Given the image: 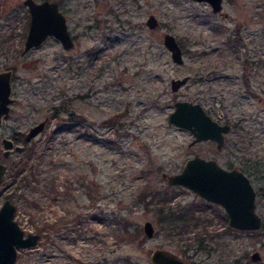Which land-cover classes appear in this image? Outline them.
Returning a JSON list of instances; mask_svg holds the SVG:
<instances>
[{
    "label": "rangeland",
    "instance_id": "rangeland-1",
    "mask_svg": "<svg viewBox=\"0 0 264 264\" xmlns=\"http://www.w3.org/2000/svg\"><path fill=\"white\" fill-rule=\"evenodd\" d=\"M56 1L73 44L63 47L50 34L22 52L27 6L0 0V68L12 69L15 96L6 132L14 137L49 115L23 153L3 158L0 202L10 194L20 227L39 233L35 244L18 247L14 264H153L155 246L192 264H264V224L236 228L219 203L168 185L162 174L179 170L194 152L237 166L255 187L264 222V0H222L219 10L205 0ZM149 12L158 19L153 27L145 22ZM165 31L181 45L179 63L163 43ZM185 73L190 78L172 90L170 78ZM63 98L67 108L54 114ZM178 98L200 101L231 125L220 148L211 138L190 144L192 132L168 122ZM69 111L76 120L59 127ZM23 154L34 173L45 159L37 174L52 179L53 191L41 179L32 180L36 199L25 194L12 167ZM187 204L197 207L196 224L171 227L161 219L159 208ZM117 209L130 235L108 222ZM253 249L259 260L250 258Z\"/></svg>",
    "mask_w": 264,
    "mask_h": 264
},
{
    "label": "water",
    "instance_id": "water-1",
    "mask_svg": "<svg viewBox=\"0 0 264 264\" xmlns=\"http://www.w3.org/2000/svg\"><path fill=\"white\" fill-rule=\"evenodd\" d=\"M29 11V21L26 31L23 51L40 43L47 35H54L63 47H70L73 36L70 33L66 16L56 0H22ZM212 10H219L222 0H205ZM149 27L157 25L158 19L149 12L145 19ZM163 43L170 51L174 62L183 60L181 45L172 32L165 31ZM11 69L0 70V116L9 114L14 96L11 94ZM190 78L189 73L170 78V88L176 90ZM48 115L30 125L24 132L23 138L28 141L44 128ZM168 122L189 129L193 138L190 144L207 138L216 141L220 148L224 142V134L230 128L226 121L213 117L200 101L188 98L174 100L173 109L167 116ZM5 154L12 150L21 151L23 141L15 142L11 136L2 138ZM4 164L0 161V179L3 175ZM166 183L184 185L205 199L219 203L228 215V222L236 228L256 229L262 224V215L256 209V190L249 175L237 166H225L213 156H204L197 152L186 157L181 168L174 172L162 173ZM15 203L10 197L0 202V264H14L18 247L33 245L37 242L39 233L24 232L14 217ZM146 235H152L154 225L150 219L143 221ZM251 259L259 260L261 252L258 249L250 251ZM153 264H192L172 249L165 246H155L150 252Z\"/></svg>",
    "mask_w": 264,
    "mask_h": 264
},
{
    "label": "trees",
    "instance_id": "trees-1",
    "mask_svg": "<svg viewBox=\"0 0 264 264\" xmlns=\"http://www.w3.org/2000/svg\"><path fill=\"white\" fill-rule=\"evenodd\" d=\"M67 104H68V100L67 99H60V101L57 104L52 105L51 109L52 112L54 114H57L59 112V110L61 109H65L67 108ZM66 120H76V115L74 113H68L67 116L65 117V120H62L63 122L59 124V127L62 126H67L68 125V121L66 123ZM109 118H106V122H108ZM106 124V123H105ZM22 133L14 136V138L19 139L21 138ZM25 150V149H24ZM23 153V151H22ZM22 160H19L18 162L14 163L12 167H14V175L16 177L19 178V182L22 183V186L25 188V194L29 195L30 198L32 199H36V196L34 195V191H32L33 188V182L34 184L38 181H40L41 179H44L45 182V187L49 188L51 191H53L54 187H53V181L51 178L48 177H43L41 178L40 174L42 173L40 171L39 174H37L38 171V166H42V164L45 163V159L43 160V162H39L38 166H34L35 173L32 170V166L30 163V166H28V163L25 164V159L27 160V156L26 155H22ZM48 160L50 161V163L52 161L55 162V160L53 159L52 156H50L48 158ZM44 168V167H43ZM47 169L44 168V175H46L47 173ZM33 180V182H32ZM37 186V185H36ZM150 194V193H149ZM146 196V194L142 195V198L144 199V197ZM7 197H11L10 194L7 195ZM166 197L165 195L162 196H158L157 197V202H161V200H164ZM146 204L149 202H153L152 200H145ZM156 202V201H155ZM199 206V205H197ZM202 206V205H201ZM197 207L194 206V204H187L186 206H183L181 208H168L166 210V212H164L163 207L159 208V214L161 215V219H165L167 221V223L170 224L171 227L176 226V225H184L187 226L189 223V220H193L192 223L196 224L197 220H198V216L195 214V209ZM169 220V221H168ZM109 223H114V225L116 226L115 229L117 230V232H120V234L123 235H130L131 232L129 231V220L128 217L123 214L121 212L120 209L114 210L112 212V219L108 221ZM264 224V222H262L261 226ZM200 242L201 239L198 240V246L200 247ZM197 246V247H198Z\"/></svg>",
    "mask_w": 264,
    "mask_h": 264
},
{
    "label": "flooded vegetation",
    "instance_id": "flooded-vegetation-1",
    "mask_svg": "<svg viewBox=\"0 0 264 264\" xmlns=\"http://www.w3.org/2000/svg\"><path fill=\"white\" fill-rule=\"evenodd\" d=\"M24 41H25V38H24ZM23 44H24V42H23ZM22 52H24L23 51V49H22ZM4 69H11V68H0V70H4ZM12 70V69H11ZM12 72H11V87H12ZM11 92H12V89H11ZM12 94V93H11ZM12 96H14V95H12ZM14 98H15V96H14ZM15 100V99H14ZM10 109H11V107H10ZM70 113L72 112V111H69ZM9 115H10V110H9V114L7 115V116H4V114L2 113L1 114V116H0V126L2 125V127L1 128H3L2 130H0V161L4 164V171H3V175H4V173H5V169H6V167H7V162H6V160H4L3 158L4 157H7L8 156V154L10 153H7V154H5L4 152H3V147H2V138L4 137V136H10L9 134H8V132H6V130H7V128H8V118H9ZM47 115V114H46ZM45 116V115H44ZM48 117H49V115H48ZM48 117H47V119H46V121H45V124H46V122H47V120H48ZM37 122V121H36ZM35 123V122H34ZM33 123V124H34ZM45 126V125H44ZM26 131V130H25ZM24 131V132H25ZM24 132H21V131H18L17 133H22L21 134V138H19V139H16V138H14V137H12L13 139H14V141L15 142H17V141H23L24 142V144L27 142L24 138H23V134H24ZM40 132V131H39ZM22 151V150H21ZM3 175H2V177H1V179L0 180H2V178H3ZM7 197V196H6Z\"/></svg>",
    "mask_w": 264,
    "mask_h": 264
}]
</instances>
